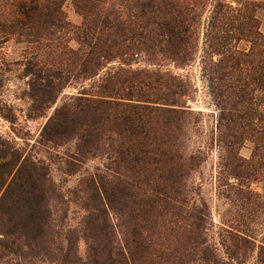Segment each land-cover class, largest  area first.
<instances>
[{
	"label": "rangeland",
	"instance_id": "rangeland-1",
	"mask_svg": "<svg viewBox=\"0 0 264 264\" xmlns=\"http://www.w3.org/2000/svg\"><path fill=\"white\" fill-rule=\"evenodd\" d=\"M18 1L0 0V23L16 19ZM152 1L156 13L136 47L108 59L95 76H67L41 117L28 115L30 77L24 63L33 54L46 66L55 63L58 42L78 49L86 19L76 0H61L68 26L60 41L37 44L20 29L1 33L0 137L48 167L62 196L50 207L57 242H64L67 229L83 227L88 214L83 182L105 170L107 150L81 156L75 138L46 141L42 130L48 119L77 96L103 95L113 102L110 116L127 117L125 140L132 145L138 141L134 107L150 106L143 119L156 124L160 139L167 136L168 150L181 161L126 165L129 173L122 178L132 189L120 184L112 191L109 223L116 238L126 237L133 201L159 195L156 188L171 170L177 181L168 191L174 195L180 188L186 215L176 221L164 214L146 233L148 245L141 254L131 259L126 252V264H264V0H188L178 39L169 36L157 11L162 1ZM116 4L123 9L125 1ZM89 244L83 236L78 239L83 261H88ZM18 260L51 264L43 255Z\"/></svg>",
	"mask_w": 264,
	"mask_h": 264
},
{
	"label": "trees",
	"instance_id": "trees-1",
	"mask_svg": "<svg viewBox=\"0 0 264 264\" xmlns=\"http://www.w3.org/2000/svg\"><path fill=\"white\" fill-rule=\"evenodd\" d=\"M119 1L76 0L77 10L86 19L79 48L68 50L58 42L55 50H60L56 53L55 63L46 66L37 54L25 61V74L30 77L29 117L46 114L68 80L67 76L73 73L78 77L97 75L108 59L128 54L146 35L147 23L156 13V2L124 0L125 5L121 9L116 4ZM161 1L157 11H161L167 23L169 36L174 34L178 39L181 34L179 23L185 21L189 11L185 4L188 0ZM60 2L19 0L16 19L0 23V34L20 29L32 35L37 44L60 41L68 26ZM102 97L106 96L75 97L73 103L56 108L42 130V137L55 144L75 138L77 155L83 156L87 151L104 150L105 147L107 150L105 170L85 178L83 182L82 190L87 195L84 206L88 212L83 227L67 229L64 242H57L50 207L52 199L62 196L49 175L48 167L31 155H24L15 145L0 137V261L3 264H21L18 258L25 254L43 255L51 264H126V252L131 254V259L137 258L135 255L141 254V247L148 240L146 233L163 221L164 214L170 215L171 219L176 218V221L185 218L186 199L181 197L180 188L174 190V195L168 191L174 189L170 184L174 179V171L171 170L164 177L163 185L156 188L159 195L143 196L133 201L126 237H115L107 216L108 207L113 201L111 196L115 188L120 184L131 188L122 178L129 173L126 165L181 161V158L168 150L170 141L167 136H161L163 139L157 136L156 124H152L149 118L143 119L142 115L151 114L150 106L140 104L134 107L138 141L130 145L125 140L129 136L124 133L127 117L115 119L110 116L113 102ZM127 207L131 204L128 203ZM82 236L90 241L88 261H83L78 254L77 242ZM10 256L17 259L12 261Z\"/></svg>",
	"mask_w": 264,
	"mask_h": 264
}]
</instances>
